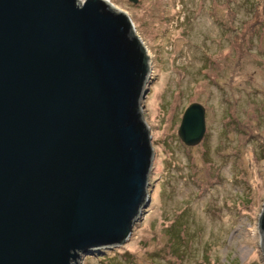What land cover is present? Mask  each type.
Segmentation results:
<instances>
[{"label":"water","instance_id":"95a60500","mask_svg":"<svg viewBox=\"0 0 264 264\" xmlns=\"http://www.w3.org/2000/svg\"><path fill=\"white\" fill-rule=\"evenodd\" d=\"M152 66L107 0H0V264H76L133 242L158 165ZM205 132L193 103L178 135L196 146ZM258 228L264 256V204Z\"/></svg>","mask_w":264,"mask_h":264},{"label":"rangeland","instance_id":"374dc122","mask_svg":"<svg viewBox=\"0 0 264 264\" xmlns=\"http://www.w3.org/2000/svg\"><path fill=\"white\" fill-rule=\"evenodd\" d=\"M107 1L153 61L145 115L158 165L133 242L76 264H264V0ZM193 103L206 132L187 146L178 131Z\"/></svg>","mask_w":264,"mask_h":264}]
</instances>
